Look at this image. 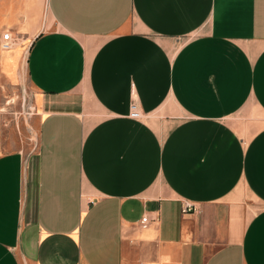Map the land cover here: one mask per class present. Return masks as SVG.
I'll return each mask as SVG.
<instances>
[{"label": "crops", "instance_id": "0c3cea01", "mask_svg": "<svg viewBox=\"0 0 264 264\" xmlns=\"http://www.w3.org/2000/svg\"><path fill=\"white\" fill-rule=\"evenodd\" d=\"M9 97L0 264H264V0H0Z\"/></svg>", "mask_w": 264, "mask_h": 264}, {"label": "rangeland", "instance_id": "374dc122", "mask_svg": "<svg viewBox=\"0 0 264 264\" xmlns=\"http://www.w3.org/2000/svg\"><path fill=\"white\" fill-rule=\"evenodd\" d=\"M43 16L45 18H47V19L51 18V14H50V11L48 9V4L46 3V1H45V4H44ZM9 74L12 77L14 76L13 71L11 72L10 69H9ZM12 99H14V98L13 97H9L8 99H5V103L0 109V117L3 118V121H6V117L7 118L14 117L13 115H15V118L19 117L20 116L19 115V111L23 110V107H22L23 104H20L19 100H16V102L14 103ZM15 99H17V98L15 97ZM26 106H28V105H24V108H27ZM14 111L17 112V113L12 114V112H14ZM2 124H3V122H2Z\"/></svg>", "mask_w": 264, "mask_h": 264}, {"label": "built area", "instance_id": "2783aa9c", "mask_svg": "<svg viewBox=\"0 0 264 264\" xmlns=\"http://www.w3.org/2000/svg\"><path fill=\"white\" fill-rule=\"evenodd\" d=\"M16 39L13 37L12 33L10 31H7L3 34V42H2V48L3 49H11L15 45ZM129 116L134 119H140L142 114L139 110L138 104L136 102L131 103L130 107V114ZM195 210V206L192 204H187L185 207H183L184 213H189L191 211ZM148 220V217L143 218V223H146Z\"/></svg>", "mask_w": 264, "mask_h": 264}]
</instances>
